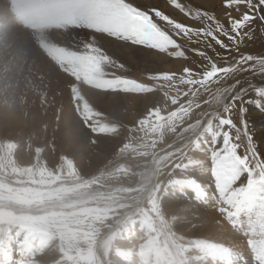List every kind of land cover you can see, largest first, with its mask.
<instances>
[{"label": "rangeland", "instance_id": "rangeland-1", "mask_svg": "<svg viewBox=\"0 0 264 264\" xmlns=\"http://www.w3.org/2000/svg\"><path fill=\"white\" fill-rule=\"evenodd\" d=\"M201 1H50L53 16L26 2L14 12L16 29L0 34V264H197L214 241L186 200L218 201L221 219L247 232L250 264H264V120L256 125L246 111L264 108V87L254 92L247 80L259 76L239 70L264 57L206 61L191 37L239 8L242 18L264 17V0ZM221 5L232 13L215 18ZM66 29L75 33L70 50L50 41ZM191 56L204 67L190 70ZM207 74L229 79L221 98L208 94ZM233 90L237 123L219 110ZM158 100L176 105L174 115L196 111L166 142ZM190 148L208 152L211 186L187 176L193 162L179 159Z\"/></svg>", "mask_w": 264, "mask_h": 264}, {"label": "bare ground", "instance_id": "bare-ground-1", "mask_svg": "<svg viewBox=\"0 0 264 264\" xmlns=\"http://www.w3.org/2000/svg\"><path fill=\"white\" fill-rule=\"evenodd\" d=\"M50 1L60 2L61 0H0V34L1 33L4 34L8 30H15L16 29V26H15L16 20L13 19L14 15H15L14 12H17L19 14V12H21L20 11L21 7L24 4H26V2L30 3V4L35 3L37 5V7H39V8H41V7L45 8L46 9L45 11H48V15H50V16L55 15L56 14L55 10L50 8ZM201 2H205V4L207 5L208 3L214 4L217 2V0H203ZM211 2H213V3H211ZM9 4H15L17 7L14 5L16 8H13ZM210 4H208V5L210 6ZM57 5H58V7H60L59 4H57ZM239 9L237 10V12H235L233 15H231L232 9L227 8V5H221L220 7H218L214 11L213 16L215 18H219L221 16L228 15V14H230L231 16H236V17H231V20L226 19L227 23H224V24L221 23V25H218L214 28L208 29L207 31H205V33H201V31H200L199 33L195 32L194 35L191 34V37H193L194 40H196V39L198 40V43H199L198 45L203 47V49L206 51V53H207V58H205L206 61H208V59L211 58L213 61L219 62V63L220 62H230V61H231V63H234L236 60L239 61V57H241V55L245 56V54L246 55L250 54L251 59L252 58L256 59L257 58L256 56H263L264 57V17H262L263 15L261 17L259 15H257L253 20H250L249 18H242L243 14L246 10L244 11L241 8H239ZM24 10H25V12H28V13L33 12V11L31 12V10H32L31 7L30 8L26 7ZM212 10H214V9H212ZM60 13L61 12H59V14ZM237 16H238V18H237ZM21 18L23 19V16H21L20 19ZM223 26H225L226 29L229 30V33L226 34L228 36H222L224 34L223 30H222ZM206 29L207 28H205V30ZM71 34H75V33L71 32L70 30H67V29L65 31H61V30L54 31L50 35V37H51L50 41L52 43H55V44H60V46L64 50H70L69 43L72 41V35ZM191 42H193L192 39H191ZM60 54H61V52H60ZM35 55H38L40 57V59H43V57L40 54H38V52ZM204 62H205L204 59L200 56H191V62L189 63L190 65H188L189 69L190 70L201 69L204 67ZM253 62L254 61L246 62V64L241 66L239 70L243 71L246 69L248 72H250V71L255 72L257 77L258 76L261 77V78L258 77L259 79L258 78H256V79L252 78V79L247 80L250 83L252 81L255 83V88L253 87V91L258 92L260 90H258L256 87H259V88L264 87V78H263L264 72L259 71L260 69L264 68V59H261L259 61L254 62V63ZM177 63L179 64V62H177ZM255 65L258 66L256 68L257 70L255 69L256 71L254 70ZM239 70H237V71H239ZM238 74H240V73H238ZM206 77L208 79L207 85L209 87L207 92L209 95L212 96V98L217 99V97H218L217 94H220V98H221L222 91L223 92L228 91L227 86H228V82H230V81L225 76H224L225 77L224 78L221 76H215L213 74L212 75L207 74ZM242 82L244 83L245 81L242 80ZM248 82H247V84H248ZM204 84H206V83L204 82ZM239 88L235 87L234 90H238ZM234 90H233V93L232 92H231V94L228 93V94H230V96L229 95L226 96V98L229 97L227 99V101L225 100L227 103L223 106V108H220L219 110L223 111L226 108L225 112L228 110L229 119L231 121H233L234 123H237L238 120L236 122L237 116L234 114V109H236V107H239V106H238L237 102L233 103L234 95H235ZM260 97L263 99L260 102H264V94H262L261 96L259 95V98ZM128 99H130V97ZM182 101H179V103ZM161 102H162L161 100H158L153 106L156 110H159V113H160L159 115H161V117H163L161 120L165 121V124L162 126V128L158 129L157 135L159 138H161L162 142L163 141L166 142V141L171 140V138L173 136H175L176 131H179V128H181V126H184L187 121L192 123V121L195 118L196 111H193V113L186 112V113H188L186 116H185V114H182L180 116L174 115L170 111L172 109L176 110V108H177L176 105H173L171 103L163 105V103H161ZM171 105H173V106H171ZM258 108H259V110L255 109L253 106H249V105H247V109L243 108V109H246V111H247V117H248L247 119L254 122L256 125L264 120V110H263L264 108H262V107H261V109H260V107H258ZM177 110H178V108H177ZM187 110H190V109H187ZM128 112H130V111H128ZM239 113H241V111ZM206 122H207V116H205V118L204 117L202 118L201 124L199 123L200 128L197 127L198 128L197 132H199L201 134V131L203 130V127L206 124ZM259 135L264 137V125L262 127V130L259 131ZM198 138H200V137H198ZM191 148L189 150L186 149L187 151H184L182 153L181 159H179L180 161H182L181 162L182 164H183V162L184 163L189 162V160L193 162L192 167L188 168V170H187V172H188L187 176L192 177L193 174L199 175V173H200V174H202V176L199 177L198 182H200L201 185L204 187H205V185L211 186V184H213L211 179L203 177V175L206 174V169H207L206 156H208V152H206L204 148H200L197 151L196 150L194 151ZM144 150H145V148H143V152L141 150L136 151L135 153H133L131 155V158H133L134 160L137 161L138 157H140L141 155H144ZM147 150L148 151H146V152H149V155L153 156V155L158 154L155 152L156 151L155 149H152L150 147H148ZM204 154H206V156H204ZM135 156H137V157H135ZM195 159H197V161H195ZM112 160H113V158H112ZM184 172H186V171H184ZM166 178L171 179L174 177H166ZM166 180L167 179L164 178V181L162 180V182H160L159 187H161L163 185V183H165ZM168 182L169 181L167 180L166 183H168ZM212 192H214V191H212ZM214 197H215V195H214ZM153 201H152V203H156V204L159 203L158 195L156 196V198H154ZM186 204L188 206V210H189L188 214L189 215L193 214L195 212H198L199 213L198 217H202V219L207 221V223H208L207 228L209 229V232L207 234L209 235V238L212 241H214V244L212 246L206 247V249H209L207 258H205L201 262H198L197 264H250L251 258L248 257L249 255H248V252L246 251L247 248L245 247L247 245V243H246V240L244 239V236L247 232L242 231L240 233H237L236 231H234L231 228V225H229L226 221L221 219V216L218 213V210H219L218 205H220V203L218 201L213 200L212 202H207V205L205 206L204 203L195 202L194 200H186L185 205ZM172 209H174V208H172ZM92 223H93V221H92ZM203 227L201 226V229H203ZM243 232H244V234H243ZM131 236L132 235L129 234V238H131ZM128 244H129V242L126 243V238H124V239H121L118 242H116L115 246L116 247L120 246L122 248L123 246L126 247V245H128ZM113 248H115V247L113 246ZM134 251H138V250L135 248ZM111 260L114 262V264H120L114 258H111ZM147 264H149V263H147ZM253 264H255V263H253Z\"/></svg>", "mask_w": 264, "mask_h": 264}, {"label": "snow or ice", "instance_id": "snow-or-ice-1", "mask_svg": "<svg viewBox=\"0 0 264 264\" xmlns=\"http://www.w3.org/2000/svg\"><path fill=\"white\" fill-rule=\"evenodd\" d=\"M153 11L155 12H159L160 10L159 9H154ZM164 13H161V15H163Z\"/></svg>", "mask_w": 264, "mask_h": 264}]
</instances>
